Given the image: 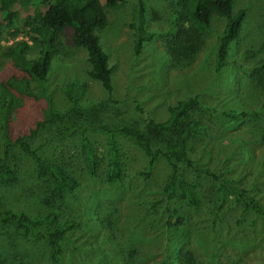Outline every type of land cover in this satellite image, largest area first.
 Listing matches in <instances>:
<instances>
[{
	"label": "rangeland",
	"instance_id": "374dc122",
	"mask_svg": "<svg viewBox=\"0 0 264 264\" xmlns=\"http://www.w3.org/2000/svg\"><path fill=\"white\" fill-rule=\"evenodd\" d=\"M138 1L124 0L119 6L104 8L107 25L99 41L111 68L110 96L86 75L84 52L63 40L44 83L30 86L34 96L13 101L6 122L13 138L40 119L48 107L46 98L52 110L66 109L67 87H84L81 106L101 104L63 122L47 124L27 140L38 156L65 166L79 186L66 194L65 202L71 200V204L61 206L56 223L30 228L28 234L0 226V264H52L47 235L68 222L72 225L64 230L65 243L55 264H176L178 252L184 249L193 252L198 264H264V218L243 212L230 197L222 207L214 205L218 184L204 175L188 176L197 192L195 204L173 203L161 192L169 173L165 161H156L150 177L144 178L146 158L129 139L118 134L112 137L123 170L112 185L91 177L80 157L87 141L97 159L107 163L111 136L89 130L54 139L59 131L84 124L143 130L146 120L163 122L168 107L196 98L198 104L189 113L201 128L191 143L195 164L232 180L264 206V0H233V9H243L245 15L239 37L228 46L226 64L218 71L215 53L224 18L213 16L192 57L177 63L163 45L176 34L175 1L140 0L150 37L136 55L129 24ZM11 28L0 29V82L10 68L9 46L23 41L27 57L36 55L23 29L15 22ZM4 119L0 102V165L9 166L17 179L10 185L0 182V211L40 220L44 208L38 200L50 192L52 182L38 179L34 161L17 147L3 159ZM98 176L102 177L101 172ZM95 198L112 205L114 217L108 230L95 225L100 218L92 203ZM93 220L94 225L87 224Z\"/></svg>",
	"mask_w": 264,
	"mask_h": 264
},
{
	"label": "trees",
	"instance_id": "16d2710c",
	"mask_svg": "<svg viewBox=\"0 0 264 264\" xmlns=\"http://www.w3.org/2000/svg\"><path fill=\"white\" fill-rule=\"evenodd\" d=\"M177 9L174 12L176 34L173 38L165 40L163 44L168 54L175 62L190 59L195 53L196 42L209 31L213 16L224 18L225 24L218 36L216 46V71L226 64L228 46L239 37L245 12L243 9H233V0H174ZM0 0V29L4 27L11 30L15 22L23 29V35L36 47V55L27 57L26 42H16L6 49V55L10 59V68L2 82H0L1 110L5 116L3 125V159H6L11 148L17 147L25 155L30 157L36 166L38 179L52 182V189L44 198L40 197L38 204L44 208V216L40 220L32 219L21 213L10 210L0 211V226L7 227L15 232L29 233L30 228H46L56 223L61 206L68 207L71 200L65 202L67 193H71L79 182L65 166L54 161H48L36 154L30 148L28 139L38 129L47 124L60 123L73 114L90 110L99 104L81 106L79 99L84 87L64 89L69 106L63 111H54L50 107V100L46 98L47 108L42 111L40 119L25 129H20L13 138L8 132L7 116L14 100L21 97L34 96L30 86L32 83L43 84L49 71L52 59L60 54L61 45L64 42L74 49L82 50L88 66L86 75L106 92L107 96L112 92L111 68L108 66V58L102 51L99 41V33L107 25V15L104 8H113L124 3V0ZM173 22V23H174ZM172 23V24H173ZM133 36V51L140 53L143 43L149 39L147 31L144 7L142 1H138L132 11V21L129 24ZM15 35V34H14ZM197 49V48H196ZM264 68V66H263ZM264 87V76H263ZM41 96H43L41 94ZM196 98L178 101L167 108L168 117L163 122L146 120L143 130L125 125L84 124L58 132L55 140H62L67 136L82 131H101L108 136L109 158L103 165L97 159L87 141H84L80 157L86 165L87 173L96 179L102 178L106 184L112 185L122 177L123 170L119 156L114 147L112 137L121 135L131 141L133 146L142 151L146 164L141 172L144 178H149L154 164L159 159L165 161L169 173L165 178L162 193L166 199L173 203L185 201L187 204H195L197 192L192 182L188 180L191 173L204 175L218 184L214 189L213 203L222 207L228 198L234 204L240 205L243 212L247 211L264 218V206L258 204L245 188L233 185V181L225 176H218L208 171L206 167L197 166L191 157L193 139L201 132V128L194 120L191 113L196 108ZM233 115V112H229ZM245 116V113H240ZM247 116V115H246ZM261 139L264 142V134ZM165 143L167 146L162 147ZM154 144L159 147L154 148ZM101 172V176L98 174ZM16 176L7 165H0V182L10 185L15 182ZM93 206L100 213L95 225L109 229L114 213L112 205L93 200ZM42 209V208H41ZM172 213H177L175 210ZM96 216V215H95ZM95 219V217H94ZM87 224L94 225V220ZM72 225L68 222L64 226L53 227L47 235V243L51 249L50 261L57 263L61 254V244L65 243L64 230ZM44 238V236H43ZM134 252V251H129ZM176 264H198L194 254L189 249L178 252ZM131 256V254H129ZM176 259V258H175ZM20 264V263H19Z\"/></svg>",
	"mask_w": 264,
	"mask_h": 264
}]
</instances>
